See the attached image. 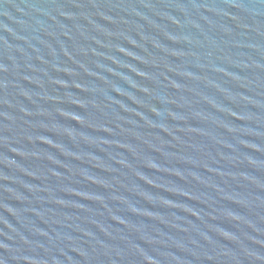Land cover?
<instances>
[{
	"label": "water",
	"instance_id": "water-1",
	"mask_svg": "<svg viewBox=\"0 0 264 264\" xmlns=\"http://www.w3.org/2000/svg\"><path fill=\"white\" fill-rule=\"evenodd\" d=\"M0 264H264V0H0Z\"/></svg>",
	"mask_w": 264,
	"mask_h": 264
}]
</instances>
